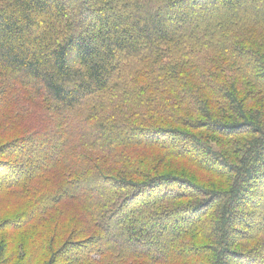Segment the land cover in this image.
I'll use <instances>...</instances> for the list:
<instances>
[{
    "label": "trees",
    "instance_id": "trees-1",
    "mask_svg": "<svg viewBox=\"0 0 264 264\" xmlns=\"http://www.w3.org/2000/svg\"><path fill=\"white\" fill-rule=\"evenodd\" d=\"M261 37L264 0H0V264H264Z\"/></svg>",
    "mask_w": 264,
    "mask_h": 264
},
{
    "label": "rangeland",
    "instance_id": "rangeland-1",
    "mask_svg": "<svg viewBox=\"0 0 264 264\" xmlns=\"http://www.w3.org/2000/svg\"><path fill=\"white\" fill-rule=\"evenodd\" d=\"M76 1V0H75ZM89 21H81V25H85V24H89ZM258 45V48L261 52V54L264 55V39H262V37L259 39V42L256 43ZM256 45V46H257ZM139 60L138 57L136 56H129V55H124L120 58V69L121 71L114 75L112 82L116 83L119 80H121L123 77H126L128 79L137 81L138 84L142 83L143 81V77H144V68L141 65H138L137 61ZM92 109V104H90L89 106H87L84 110V113L91 110ZM169 126V125H168ZM171 127H173L174 125H170ZM25 144H23L22 146H20L21 149L25 148L24 146ZM39 152H44L43 149H40L37 151ZM16 204L14 202H4L1 201L0 202V216H3L5 213L7 212H12L13 207H15ZM244 205H240V207H243ZM178 225V224H177ZM68 252L66 253V256L68 255ZM242 252H245V249H242ZM225 262L227 264H240L239 262L235 261V260H229L227 258H225Z\"/></svg>",
    "mask_w": 264,
    "mask_h": 264
}]
</instances>
